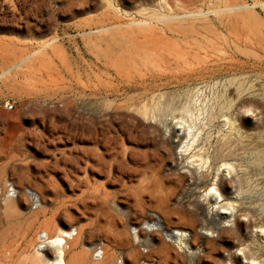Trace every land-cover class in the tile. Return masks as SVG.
Returning <instances> with one entry per match:
<instances>
[{
    "label": "rangeland",
    "instance_id": "rangeland-1",
    "mask_svg": "<svg viewBox=\"0 0 264 264\" xmlns=\"http://www.w3.org/2000/svg\"><path fill=\"white\" fill-rule=\"evenodd\" d=\"M199 153L216 164L203 180ZM152 176L212 228L204 264H264V0H0V264H36L50 219L103 238L83 207L101 188L131 233L155 224L133 198ZM171 242L169 264H190Z\"/></svg>",
    "mask_w": 264,
    "mask_h": 264
},
{
    "label": "bare ground",
    "instance_id": "bare-ground-1",
    "mask_svg": "<svg viewBox=\"0 0 264 264\" xmlns=\"http://www.w3.org/2000/svg\"><path fill=\"white\" fill-rule=\"evenodd\" d=\"M179 154L182 156V151H180ZM196 156L199 161V167L196 172L198 180L207 179L215 170L216 164L214 160L208 161L209 155L207 156L204 153H199ZM85 159L93 162H102L100 155L97 156L90 152H86ZM223 165L227 166L228 164L224 163ZM157 171L156 166L147 161L144 163L141 176L145 174L150 176L152 173L158 176L159 172ZM216 171L220 172L219 168H216ZM224 171L228 172V169H224L221 172ZM188 172L192 175L194 174L191 170H188ZM152 177L153 178L150 179L145 186L144 191L134 192L133 198L135 204L139 208H144L148 203L150 207L159 210L160 217H156L155 224H146L145 228L136 227L133 233H131L129 230L130 224L125 223L119 217V213L121 212L127 214V209L121 206L117 201H113L112 203L114 208H109L108 204L111 203L110 193L106 191L105 188H101L98 190L101 196L94 198L90 203L85 202L83 207L88 209L92 208L95 211V215L97 214V217L94 216V222L101 228L99 234L103 238L86 242V237L83 238L85 234L83 233L81 225H77L75 229H72V226L59 227L54 223V219H50L45 223V226H48V231H44V236L40 237L44 246L37 248L33 253L35 263L169 264L170 260H177L178 258V253L174 251L171 242L173 241V244L182 251V255L190 260V264H204L201 254H198V252L194 253L193 249L195 248L194 245L198 242L200 243V241L207 245L213 243L214 240L209 236L212 228L204 226V233H198L191 212H185L182 206L172 207V203L170 204L171 198L166 195L154 194V191L160 185V180L158 177ZM85 178L88 182L91 180L88 176H85ZM214 185H218L219 187L222 186L220 182L213 183V187L209 189L206 197L208 200L214 199L219 201L223 199V194L221 191L217 190ZM213 191H216V193ZM143 192L149 194V197H144ZM35 203L38 207H42L44 204L39 197L35 200ZM7 204L17 207L19 203L17 199L9 197L7 198ZM202 206L203 205H201V207ZM212 212H214L213 208L208 211V216H212ZM36 213L37 211L33 212V215ZM175 217L178 221L187 225L190 230L170 229L169 225L173 223ZM231 217L234 218L233 214ZM259 232L261 235L264 233V230L260 228ZM155 236L162 237L156 241ZM96 237L98 238V236L94 234L93 238ZM165 238H168L170 242L166 241ZM141 248H144L146 252H143ZM207 256L210 257L211 255L208 254ZM253 261V264H258L255 260Z\"/></svg>",
    "mask_w": 264,
    "mask_h": 264
},
{
    "label": "built area",
    "instance_id": "built-area-1",
    "mask_svg": "<svg viewBox=\"0 0 264 264\" xmlns=\"http://www.w3.org/2000/svg\"><path fill=\"white\" fill-rule=\"evenodd\" d=\"M12 107H13L12 105H7V109H8V110H11Z\"/></svg>",
    "mask_w": 264,
    "mask_h": 264
}]
</instances>
